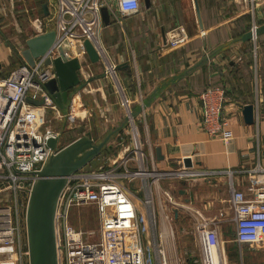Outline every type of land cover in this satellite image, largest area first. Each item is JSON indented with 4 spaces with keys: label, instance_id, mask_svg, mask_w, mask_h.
I'll list each match as a JSON object with an SVG mask.
<instances>
[{
    "label": "crops",
    "instance_id": "obj_1",
    "mask_svg": "<svg viewBox=\"0 0 264 264\" xmlns=\"http://www.w3.org/2000/svg\"><path fill=\"white\" fill-rule=\"evenodd\" d=\"M56 2L0 0L1 78L24 64L25 43L38 35L32 24L52 13ZM197 2L203 35L194 0H149L147 8L141 0L134 16L121 23L112 18L102 29L100 60L79 59V84L68 92V100L71 98L72 110L78 108L85 116L88 109L95 110L105 123L119 128L126 119L125 107L134 111L135 119L143 118L146 131L135 133L140 142L135 140L133 146L145 147L140 152L160 171H180L182 189L176 207L193 212L195 226L201 220L213 225L225 264H264V242L250 247L234 240L236 224L228 207L230 184L243 192L249 186H264V174L252 180L248 174L254 167L264 169V33L257 37L253 59V44L242 39L251 24L243 3ZM255 23L264 26V4L257 8ZM177 26L185 28L188 40L173 49L168 40ZM109 64L119 68L115 76L106 74ZM217 86L224 87L227 96L224 116L232 134L228 141L209 139L198 126V96ZM248 105L253 108L251 125L244 124L242 117L243 107ZM156 148L161 160L156 159ZM186 158L191 167H184Z\"/></svg>",
    "mask_w": 264,
    "mask_h": 264
},
{
    "label": "built area",
    "instance_id": "obj_2",
    "mask_svg": "<svg viewBox=\"0 0 264 264\" xmlns=\"http://www.w3.org/2000/svg\"><path fill=\"white\" fill-rule=\"evenodd\" d=\"M240 1L251 18L248 32L251 34L250 42L253 44L252 54L255 59L259 28L255 17L257 8L264 4V0ZM140 5L141 0H57L52 13L32 24L33 32L38 35L52 31L56 33L51 49L37 56L33 60V66L24 62L9 76L4 79L0 77V197L10 196L6 206H0V256L9 259L15 248H19L14 244L17 229L10 204L13 202L16 205L17 195L28 192L41 166L54 152L48 143L55 141L57 134L51 130L45 129L41 132L31 128L34 125L30 109L39 106L34 107L27 102V99L44 101L42 107L51 110L57 108L45 88V85L55 78V71L52 65L46 66L44 61L53 62L57 59L58 47L63 42H67L72 55L78 60L86 57L83 47L85 41L90 42L100 55L99 40L104 28L101 9H106L110 20L116 18L121 23L122 19L137 14ZM200 34L203 35L204 31H200ZM187 40L185 28L177 26L171 31L168 43L171 48L177 49L183 47ZM115 71L116 67L109 64L105 72L115 76ZM123 100L126 104L125 98ZM226 101V92L222 86L207 88L198 96V126L209 139L228 141L232 137L230 125L224 116ZM137 153L143 165V154ZM132 161L134 160L131 157H126L120 165L112 166L107 171H79L69 177L68 184L58 194L57 202V219L61 228V264H146L145 243L137 209L133 198L122 183L117 181V169L122 166L127 173V166ZM248 174L252 180L263 175L264 169L254 167ZM128 175L131 178L137 176L136 173ZM229 191L228 207L236 224L234 240L250 247L260 246L264 242V186L256 184L249 186L247 192H243L235 190L230 184ZM156 192L160 198L161 192L157 189ZM163 195L169 205H175L169 193L163 191ZM160 203L164 204L161 201ZM89 205L97 212V241H88V238L95 234L94 231L84 232L72 227L70 223L73 208ZM160 208L163 214L162 222L167 221L165 205L160 204ZM148 220L149 224L154 225L150 227L155 230V217L153 220L150 214ZM164 229L166 227L160 224L156 241L152 239L154 258L157 264H173L176 259L173 257L171 233L167 227L165 237ZM195 233L199 243L200 264H225L222 246L213 225L201 220L195 226Z\"/></svg>",
    "mask_w": 264,
    "mask_h": 264
},
{
    "label": "rangeland",
    "instance_id": "obj_3",
    "mask_svg": "<svg viewBox=\"0 0 264 264\" xmlns=\"http://www.w3.org/2000/svg\"><path fill=\"white\" fill-rule=\"evenodd\" d=\"M68 101L62 109L51 110L47 107L30 109V117L33 118L34 125L31 128L41 132L45 129L51 130L54 134H57V138L54 143L53 154L41 166L39 176L32 187L29 188L28 192L17 195L18 202L16 205L9 202L13 208L14 225L17 229L14 235V244L16 243L19 247L15 248V252L9 259L15 264H50L44 228L46 214L43 212L44 203L48 201L46 212L47 218L51 222L50 244L54 248L56 264H61L62 260L59 252L61 228L57 219L59 195L56 196V199H47L53 187L62 180L63 174L66 175V179L62 182V185L60 183L63 186L61 190L68 184L69 177L79 171H107L112 166L120 165L130 152L134 161L128 164L127 173L122 166H120L122 169H117L119 174L117 181L122 183L133 198L135 209H137L138 219L143 231V242L145 243L146 264H157L156 258H154L155 249L152 247V239L156 241L160 224L166 229L169 227V233H171L173 257L176 259L173 264H200L199 243L195 233L193 212L187 209L182 212L180 207L169 205L168 200L163 195V191H167L173 201L179 203L178 191L182 189V182L179 178L183 179L180 171L173 168L168 172H162L145 155L142 158L143 165L140 163L139 156L136 159L134 158L135 153L143 149L136 147V144L133 146V142L135 140L140 142V138L136 139L135 133L146 131L144 119H135L134 111L132 112L129 109L130 113L128 108L125 107L123 113L125 111L127 113L123 129L119 128L118 125L105 123V119L100 118V114L95 110L88 109L86 116L78 108L72 110L71 98ZM123 130L126 131V134H121ZM108 134L109 137L106 139ZM140 137L142 141L143 136ZM77 145L84 146L79 147V150L74 148ZM143 150H145V147ZM81 161L83 164L76 167ZM128 173L131 175L136 173L137 176L131 178ZM156 189L161 192V199L158 197ZM7 196V198L0 197V206H6L10 199V196ZM160 204L165 205V214L168 217L167 221L164 222H162L163 214ZM150 214L153 220L155 217L157 225L155 230L150 227L154 225L149 224L148 216ZM175 214H177V218H175ZM70 223L72 227L74 226L84 232L94 231L95 234L90 236L88 241H97L99 227L97 215L92 206L74 208ZM225 236H228L227 231ZM9 259L0 256V263Z\"/></svg>",
    "mask_w": 264,
    "mask_h": 264
},
{
    "label": "water",
    "instance_id": "obj_4",
    "mask_svg": "<svg viewBox=\"0 0 264 264\" xmlns=\"http://www.w3.org/2000/svg\"><path fill=\"white\" fill-rule=\"evenodd\" d=\"M143 1L145 4V7L147 8L149 6V0H143ZM42 8L44 10V15H47L46 5H43ZM194 10L196 11L198 26H199V28H201L202 22H201V15H200V11L198 8L197 0H194ZM101 14H102V18H103V24H104V26H107L110 23V18H109V15L107 14L106 9L102 8ZM201 31H203V28H201ZM263 33H264V26L259 27L257 30V35H260ZM250 37H251V34H250V32H248L244 35V37L242 39L244 41L249 42ZM55 39H56V33L54 31H52L50 33H44V34L36 35V37H32V38L28 39L25 43L26 49L24 51H22V57L24 59V62L29 66H33L32 65L33 60L37 56H41V55L45 54L49 49H51L52 44L55 42ZM83 47L85 49L86 57L88 58V60L91 63H96L100 60L99 53L97 52V50L94 47H92L90 42L85 41L83 44ZM58 48H59L58 49L59 57L57 59L53 60V62H50L49 60L44 61V64L46 66L52 65L54 68V71H55V78L52 81L48 82L45 85V88H46L48 94L55 101L56 105L60 109H62L68 102V92L73 87H75L79 84L77 72L80 70L81 64L79 63V60L72 55L71 49L68 46L67 42L61 43V45ZM118 69L119 68L116 67V70H118ZM27 102L29 104H31L32 106H35V107L44 105V101H38L37 102V101H33L31 99H27ZM243 108L244 109L242 112V117H243L244 124L251 125V123L253 122L252 105L244 106ZM91 125H92V123H91ZM94 139H95V137H94ZM54 143H55V141H50L48 143V146H50L51 149H54ZM77 146L76 147L74 146V148L79 149L80 146H78V147ZM83 146H81L80 148H82ZM77 151H76V153H77ZM155 155H156L157 160L162 159V156L160 155V149L159 148L155 149ZM78 162H80V161H78ZM81 164H83L82 161L76 167L80 166ZM183 164H184L185 168L191 167L190 159L186 158V160H184ZM38 176L39 175H37V177ZM60 183L62 185V182L59 181L53 187L52 191L49 194V198H47L48 200L49 199L50 200L56 199V196L58 197V193L60 192L61 187H63L60 185ZM47 186H48V184H47ZM47 202L48 201H46L44 203L43 212H45V214H46L44 228H45V234H46V241L48 244V257H49L50 264H56V261L54 260V248H52V245L50 244V235H51L50 225H51V222L47 218L48 217L47 212H46Z\"/></svg>",
    "mask_w": 264,
    "mask_h": 264
},
{
    "label": "bare ground",
    "instance_id": "obj_5",
    "mask_svg": "<svg viewBox=\"0 0 264 264\" xmlns=\"http://www.w3.org/2000/svg\"><path fill=\"white\" fill-rule=\"evenodd\" d=\"M76 53V51H74ZM143 176H146L145 174H142ZM157 176V175H155ZM163 233L165 234V237H167V230L164 229ZM2 264H13V262L9 259L8 261H2Z\"/></svg>",
    "mask_w": 264,
    "mask_h": 264
},
{
    "label": "flooded vegetation",
    "instance_id": "obj_6",
    "mask_svg": "<svg viewBox=\"0 0 264 264\" xmlns=\"http://www.w3.org/2000/svg\"><path fill=\"white\" fill-rule=\"evenodd\" d=\"M53 192H54V191H53ZM53 192H52V193H53ZM52 193H51V194H52Z\"/></svg>",
    "mask_w": 264,
    "mask_h": 264
}]
</instances>
